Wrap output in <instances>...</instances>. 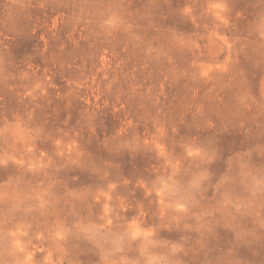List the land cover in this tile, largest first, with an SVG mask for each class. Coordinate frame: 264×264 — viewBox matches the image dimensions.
I'll list each match as a JSON object with an SVG mask.
<instances>
[{
    "label": "rangeland",
    "instance_id": "1",
    "mask_svg": "<svg viewBox=\"0 0 264 264\" xmlns=\"http://www.w3.org/2000/svg\"><path fill=\"white\" fill-rule=\"evenodd\" d=\"M0 264H264V0H0Z\"/></svg>",
    "mask_w": 264,
    "mask_h": 264
}]
</instances>
